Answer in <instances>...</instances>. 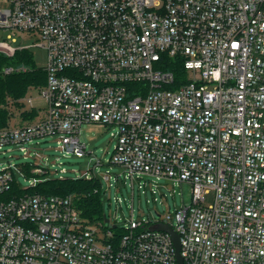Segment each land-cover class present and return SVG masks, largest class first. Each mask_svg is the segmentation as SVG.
<instances>
[{"label":"built area","instance_id":"built-area-1","mask_svg":"<svg viewBox=\"0 0 264 264\" xmlns=\"http://www.w3.org/2000/svg\"><path fill=\"white\" fill-rule=\"evenodd\" d=\"M3 1L0 51L27 49L19 39L47 51V110L1 128L0 151L31 157L26 144L58 135V149L82 157L84 124L116 127L111 163L124 172L107 171L108 185L157 202L162 180L188 183L192 203L174 219L90 222L72 195L13 193L14 167H3L0 264H177L171 235L150 230L158 223L179 235L184 264H264V0ZM42 158L20 166L28 189L52 174Z\"/></svg>","mask_w":264,"mask_h":264},{"label":"rangeland","instance_id":"rangeland-1","mask_svg":"<svg viewBox=\"0 0 264 264\" xmlns=\"http://www.w3.org/2000/svg\"><path fill=\"white\" fill-rule=\"evenodd\" d=\"M9 6V3L0 0V8H9ZM7 34L6 31L0 30V41L5 39ZM35 43V39H19L17 45L26 47L29 50L37 68L45 69L47 66V51ZM26 98L32 99L33 104L31 106L25 102V109L31 110L34 108L39 114L37 119L43 117L47 110V102L41 96L40 90L30 89ZM12 111L13 116L9 121V125L12 127L27 124L30 121L23 119L19 110L13 108ZM117 131L116 127L109 128L103 124H84L81 128L80 138L86 145L88 154L82 157L72 153L66 154L65 151L58 149V135L48 136L26 144L25 146L29 149L31 157L25 158L20 151V146H7L0 151V169L9 166L14 167L17 186L21 189H28L33 184V177L26 175L20 166L32 165L36 160H39V157H43L42 162L47 163V167L52 172L49 178H59V171L63 168L66 170V173L62 175L64 179L86 178V176L96 174L102 180L104 212L112 221L118 222L120 227L129 222L132 216L136 221L145 223L168 216L174 219L177 211L184 208V206H190L192 203V186L190 184L176 185L172 181L162 180L157 193L159 200L154 202L151 194L147 196L140 194L137 186L133 193L131 186L124 185L122 181L119 183L113 182L110 187L104 180L103 175L107 171L111 172L113 177L124 172L122 167L111 163L112 153L117 144V137L113 135L117 134ZM36 153H39V157L36 156ZM164 194H166V197ZM118 198L121 199L120 204L117 203ZM205 198V205L213 204L215 191L206 194ZM148 200L149 202H147Z\"/></svg>","mask_w":264,"mask_h":264},{"label":"trees","instance_id":"trees-1","mask_svg":"<svg viewBox=\"0 0 264 264\" xmlns=\"http://www.w3.org/2000/svg\"><path fill=\"white\" fill-rule=\"evenodd\" d=\"M25 67L26 71L6 73L9 67ZM166 69L173 72L176 78L186 81L182 64L169 59ZM46 84V72L37 68L28 49L17 50L13 54L0 51V129L9 125L13 116L12 109L20 111L25 120H33L38 115L35 109H25L23 99L30 89H40ZM22 190L15 184L13 193ZM30 193L43 195H72L81 215L94 222L101 220L105 214L102 201V180L99 177L86 178H47L36 187L27 189Z\"/></svg>","mask_w":264,"mask_h":264},{"label":"water","instance_id":"water-1","mask_svg":"<svg viewBox=\"0 0 264 264\" xmlns=\"http://www.w3.org/2000/svg\"><path fill=\"white\" fill-rule=\"evenodd\" d=\"M106 221H108V219ZM150 230L163 231V232H167L168 234H170L172 237L175 249H176L175 256H176L177 264H184L183 258L180 254V247H181L180 238H179V235L174 231V229L170 225L158 223V224L152 225L150 227Z\"/></svg>","mask_w":264,"mask_h":264},{"label":"crops","instance_id":"crops-1","mask_svg":"<svg viewBox=\"0 0 264 264\" xmlns=\"http://www.w3.org/2000/svg\"><path fill=\"white\" fill-rule=\"evenodd\" d=\"M25 98H26V97H25ZM32 109H34V108H32ZM38 115H39V114H38ZM38 115H37V116H38ZM37 116L35 117V119H33V120H31V121H28L27 124H28V123H33V122L37 121V120H38V119H37Z\"/></svg>","mask_w":264,"mask_h":264}]
</instances>
